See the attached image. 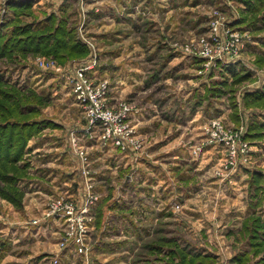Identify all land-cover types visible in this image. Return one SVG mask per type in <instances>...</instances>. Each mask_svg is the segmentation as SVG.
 Wrapping results in <instances>:
<instances>
[{
  "label": "rangeland",
  "instance_id": "obj_1",
  "mask_svg": "<svg viewBox=\"0 0 264 264\" xmlns=\"http://www.w3.org/2000/svg\"><path fill=\"white\" fill-rule=\"evenodd\" d=\"M73 1L70 6L57 11L44 10L32 4L30 9L15 12L8 7V0H0V24L13 19L15 23L38 20L48 13L56 14L58 20L62 14L67 18V27L73 30L74 38L88 50L84 56L63 61L52 54L43 53H19L12 58L0 59V74L10 84L21 91L33 90L48 97L46 104L38 105L40 113L36 117L49 121L27 143L22 161L28 163V167L19 172L21 178L17 183L22 194L21 202L13 204L0 196V264H55V258L58 259L56 264H98L97 258L102 259L103 252L104 257L113 262L114 259L126 258L140 264H171L170 261L179 264L182 263L180 257L183 254H188V257L200 253L210 259L204 264H234L232 262L239 255L238 252L246 247L245 241L249 242L253 227L251 217L258 216L264 223V190H258L254 197L259 203L256 208L258 214L244 218L240 208L250 202V195L255 192L254 187L248 185L250 177L252 181V174L243 176L241 173L251 169L264 173V133L258 138L246 137L253 120L264 123V101L262 105H247L244 99L246 92L264 89V67L256 63L257 56L264 52V28H256L250 22L241 20L245 5L237 0H124L127 4L119 10H112L111 6L113 2L122 3L123 0ZM219 16L242 36V47L235 57L238 61L235 66L238 70L245 68L251 73V78L232 86L233 91L229 90L231 85L226 84L227 89L223 87L220 93L214 94L211 89L201 93L203 79L207 80L204 84L208 85L211 80L221 81L223 77H228L224 63L219 60L208 65L207 59L199 55L203 45L211 43L210 24ZM116 17L126 23L116 21ZM247 17L250 21L249 14ZM12 26V21L8 28L1 26V32L8 35ZM132 50L136 54L144 52L151 59L147 64V75L158 70L160 63L165 61L163 57L172 52L178 57L177 67H181L177 70L178 74L181 77L189 76L192 81L186 100L181 93L184 91L183 86L175 84L173 90L158 91H162V95L167 94L172 100L173 103L167 100L169 108L180 114V121L191 114L204 116L199 131L197 129L190 137L179 142L189 149L184 153V159L193 162L196 167L192 178L196 184V195L192 199L185 200V195L177 196L172 185L165 199L157 201L154 190L151 196L150 190L154 188L152 184L161 157L156 155L154 146L146 142L140 129L130 119L134 106L142 103V95L135 100L121 97L117 102L113 89L115 82L108 70L111 51H117L116 54L120 55L118 59L122 60ZM92 51L96 52L97 64L89 71V75L95 82H105L106 107L118 110L123 103L131 107L127 121L135 129L134 136L141 143L138 151L132 147L122 151L114 144L104 142L98 128L93 131L91 138L84 131L87 126L85 111L76 100L68 77L73 67L87 60ZM181 77L177 80H183ZM234 104L238 109L237 115L234 114ZM214 118L221 119L227 132L242 131L243 140L251 147L247 163L241 164L238 157L235 168H225L227 147L223 143H209L197 155L191 152L192 143L203 135L205 121ZM180 124L174 122V127L178 128ZM72 136L89 155L88 167L96 173L94 187L101 186L108 196L116 192L115 204L103 198L95 205L96 210L102 208L105 211L107 205L115 206L112 205L108 215L104 214L99 226L95 224L91 228L86 253H77L72 246L65 250L55 249L65 233L63 229L61 233L43 232L46 224L44 219L49 218L40 215L46 211L53 197L69 196L80 204L81 200L76 199V195L83 191L85 194V175L81 171V161L73 147ZM149 140H155L154 134L149 136ZM116 162L122 165L114 173L112 170ZM146 163L152 170V174H146L152 181L151 185L138 180L142 166ZM179 166L180 186H185L186 172ZM120 168L125 170L120 171ZM128 168V176L133 184L125 190L122 181ZM260 186L264 188V179ZM140 194L148 197L147 202H144L150 212L147 219L138 212ZM33 219H39L38 224H32ZM30 224H40V229L28 227L27 233L14 234L19 225ZM107 228H113L114 231L106 234ZM128 230L134 232L128 234ZM238 230L241 235L245 232L242 236L246 240L238 234ZM262 232L261 237L264 239V227L260 228ZM251 248L248 247L250 251L246 253L249 255L243 264H254L253 261L264 256L263 248L258 253Z\"/></svg>",
  "mask_w": 264,
  "mask_h": 264
},
{
  "label": "crops",
  "instance_id": "obj_2",
  "mask_svg": "<svg viewBox=\"0 0 264 264\" xmlns=\"http://www.w3.org/2000/svg\"><path fill=\"white\" fill-rule=\"evenodd\" d=\"M124 1V0H123ZM73 0H35L33 2V6H39L42 7L44 10H51V11H57L60 9H64L67 6H70L73 4ZM127 3L120 2L116 3L113 2L111 9L112 10H119L122 9L124 5ZM142 19V17H139V19ZM120 19V21H119ZM116 21L120 22L123 21L126 23L123 19L116 17ZM127 22H130V20H127ZM135 51L132 50L128 52V55L124 56V59L119 60L118 58L120 55L116 54L117 51H111L109 54L111 57V61L109 62L108 70L110 77L114 80V85L113 89L115 90V99L119 100L121 97H126V99L129 100H135L139 96L142 95V103L134 106L135 109L133 110V113H130V119L134 123V125L140 129V134L142 137L145 138L146 142L152 146H154L153 151H155L156 155H159L160 162L157 165L156 168V175H155V181L152 184V181L146 176L152 174V170L147 167V163L142 166V171L139 173L140 176V182L143 184H148L154 186V188L151 191V196H153V190L156 193V198L157 201H161L166 198L168 188L170 185L172 187H175V193L177 196H183L185 195V200L186 199H192V197H195L196 195V184L194 181H192V178L194 177V172H196V167H194L193 162L186 161L184 158V153L189 149L187 147L180 145L179 142L183 141V138L185 137H190L191 134H194L196 130L201 126V122L203 121V117L201 114H191L184 118V120H179L178 118L180 117V114L177 112H173L171 108H169V102H172L171 99H169L168 95H162V91L158 93L160 89H171L173 90L174 85L176 84L178 87L183 86L184 91L183 93V98L186 100L188 98L190 92L188 93V88L189 86L191 87L192 81H190L189 76L181 77V75L178 74V69L181 67H177V60L178 57L171 54H166L163 58L165 61H162L159 65V69L154 71L152 74L147 75L146 71H148V63L151 62L147 56L144 54V52H140L138 54L134 53ZM157 55V54H156ZM182 62V61H180ZM154 63V62H153ZM156 63V62H155ZM189 64V63H187ZM193 67L191 63L189 64V67ZM200 67V66H199ZM198 67V68H199ZM99 70L101 67H99ZM152 69V68H151ZM185 69V68H182ZM195 69V68H193ZM153 70V69H152ZM226 72V70H225ZM229 73H226V76L229 77ZM179 77L183 78V80H177ZM205 77V76H204ZM226 78V77H225ZM224 77L221 79L223 80ZM207 80L203 79L202 81V86H200V92L202 93L203 91L205 92L206 89H213L217 86L220 85V80H211L208 85L204 84ZM218 81V82H217ZM194 90V87H192ZM190 88V89H192ZM193 92V91H192ZM155 93L157 94V97H155ZM174 98V97H172ZM169 102H168V101ZM110 101V100H109ZM114 105H116L114 102H110ZM173 103V102H172ZM175 111V109H174ZM178 114V116H177ZM201 118V119H200ZM46 121L49 123V121L46 119ZM174 122H179L181 123L180 127H174ZM54 125V124H53ZM155 136V140H149V136ZM154 145H153V144ZM192 159V158H191ZM157 160L159 158L157 157ZM156 160V161H157ZM119 159L117 160V162ZM115 163L113 165L114 169L112 172L117 171V167H119L120 163ZM128 163V160L125 161V164ZM163 165V166H162ZM183 168V171L185 173V180H186V185L185 186H180V166ZM128 167V166H127ZM73 166L70 167L72 170ZM162 171L160 172V170ZM93 170V169H92ZM125 170V168H120V171ZM253 169H251L249 172L248 171H243L241 174L244 176L245 174L248 173V175L252 174ZM257 172L261 173V181L264 179V173L258 170H255ZM129 173V168L126 170V174L124 175V180L122 181L124 186L126 187L125 190L133 184L132 179L129 178L128 176ZM176 174V175H175ZM184 175V174H183ZM182 175V176H183ZM95 176L96 173L93 171V179L95 181ZM101 176V175H99ZM168 177V178H167ZM187 177V178H186ZM129 178V179H128ZM252 185L255 189V192L253 195H250V202L245 203L244 207H240L243 211L241 212L242 216L244 218L258 214L257 212V207L259 203L256 202L254 199L255 195L259 191H263L264 188H260V184H255L253 180L251 181L248 179V185ZM147 185V186H148ZM204 185L205 182H204ZM94 190L96 192L99 191V196L100 200H103V198H108V201L111 200L112 203L115 204L116 200V192H113L111 195L108 196V194L105 192L104 189L101 186L94 187ZM259 190V191H258ZM252 193V192H251ZM84 191L80 192V195H76V199L78 198L83 201L84 197ZM147 194V193H146ZM108 196V197H106ZM139 203H140V211H138L144 219H147L148 214L150 213L147 210L146 205L144 202H147L148 197L146 195L140 194L139 195ZM114 204L113 207L115 206ZM112 205L107 206V211H105L106 215L110 213V209L112 208ZM20 212V211H19ZM247 212V213H246ZM41 213L40 215H42ZM97 214V213H96ZM96 214H95V219H96ZM108 218V217H106ZM95 219L93 224V228L96 226L95 225ZM43 220V219H42ZM46 221L44 224V230L43 232L49 231V232H59L61 233V230L63 229V224L61 219L58 218H49V219H44ZM42 222V221H41ZM105 223V222H104ZM29 224V223H27ZM40 225V224H39ZM39 225H19L15 231L14 234H17V232L23 234L27 233L28 227L31 228H37L38 230L40 229L38 226ZM35 229H32L31 231H35ZM110 229V228H109ZM111 230V231H110ZM110 230L105 231L107 234L108 232H113L114 229L111 228ZM241 230V229H240ZM128 234H131L134 231H126ZM240 231L238 230V234L241 237L245 232L242 233V235L239 233ZM60 237V236H59ZM13 239V237H12ZM243 239L246 240L244 237ZM247 241V240H246ZM245 241V248L244 250L238 252L239 255L247 257L246 251H250V243ZM249 244V245H248ZM249 247V249H248ZM69 248V247H68ZM55 249L60 250L57 244V247ZM65 250V249H64ZM252 250V249H251ZM104 253H101L102 259L97 258V263L98 264H133V260L122 258L121 260L119 259H114L111 261L107 257H104ZM237 254V253H236ZM257 260L253 261L254 264L256 263ZM150 264H153L151 262H148ZM229 263H231L229 261ZM234 264H238V261L234 259L232 262ZM80 264V263H79ZM81 264H84L81 263Z\"/></svg>",
  "mask_w": 264,
  "mask_h": 264
},
{
  "label": "trees",
  "instance_id": "obj_3",
  "mask_svg": "<svg viewBox=\"0 0 264 264\" xmlns=\"http://www.w3.org/2000/svg\"><path fill=\"white\" fill-rule=\"evenodd\" d=\"M237 1L245 5V9L242 10L241 20L250 22L256 28H264V0ZM32 3L33 0H23L22 2L8 0L7 2L8 7L13 8L15 12L24 10V8L30 9ZM248 14L250 15V21L247 17ZM56 16V14L48 13L41 19L19 23H15L14 19L11 20L13 26L8 35L2 33L0 29V59L5 57L12 58L19 53L20 55L27 53L52 54L62 61L84 56L88 50L74 38L73 30L67 27V18L61 14L57 20ZM11 21H4L0 24V28L1 26L8 28ZM256 63L264 67V52L257 56ZM235 65L237 64L224 65L226 73L230 75L219 81L221 86L211 89V92L214 91V94L220 93L223 87L227 89L225 87L226 84L231 85L229 90L233 91L232 86H236V84H240L245 79L251 78L249 71L243 67L238 70ZM229 78L230 80H228ZM244 99L247 105H262L264 89L246 92ZM47 101L48 97L46 95H39L33 90L21 91L0 74V196L13 204H18L22 200V194L17 183L21 178L19 172L28 167V163L22 161L27 149V143L32 135L39 133L48 124L45 119L39 120L36 117L40 113V109L37 108L38 105H44ZM233 108L236 110L234 114L237 115L238 109L235 104ZM263 131L264 123L253 120L249 124V132L246 137H262ZM261 176L260 172L253 171V182L260 184ZM16 194L18 196L15 197ZM16 198H18V201ZM96 213L95 224L99 226L103 220L105 210L97 208ZM251 218H253V227L249 242L251 249L258 253L262 248L264 249V239L261 237L263 232L260 233V228L264 227V223L260 221L258 216ZM187 255L185 253L180 257L182 263L179 264H204L210 260L208 256L200 253H193L188 257ZM235 259L238 264H243L246 257L238 255ZM132 263L140 264L136 260ZM170 263L178 264L174 261H170ZM255 264H264V256L258 259Z\"/></svg>",
  "mask_w": 264,
  "mask_h": 264
},
{
  "label": "built area",
  "instance_id": "obj_4",
  "mask_svg": "<svg viewBox=\"0 0 264 264\" xmlns=\"http://www.w3.org/2000/svg\"><path fill=\"white\" fill-rule=\"evenodd\" d=\"M210 38H212L211 43L204 44L199 52L201 57L207 59L208 65L219 60L225 65L238 64L235 57L242 47V36L237 33L236 28L231 27L223 17H216L210 24ZM96 64V52L92 51L87 60L73 67V72L68 77L76 100L85 111L87 126L84 131L91 138L93 131L98 128L104 142H110L122 151H127L131 147L138 151L141 143L134 136L135 129L127 121L131 107L124 103L118 110L105 106V82H95L89 75V71L94 69ZM202 128V137L192 143L193 154L197 155L198 151H203L209 143H223L227 147L225 168H235L238 162L241 164L248 162L251 147L243 140L242 131L227 132L219 118L206 120ZM72 142L81 161V171L85 175V197L80 204L69 196L53 197L48 202L43 215L45 218L55 217L62 221L65 235L58 241L60 250L72 246L77 253H86L89 233L96 214L95 205L100 196L94 190L93 172L91 167H88L87 151L78 144L75 136H72ZM238 157L240 161L237 162ZM175 205L178 206L177 203ZM38 222L39 219L32 220V224ZM53 262L56 264L58 259L55 258Z\"/></svg>",
  "mask_w": 264,
  "mask_h": 264
}]
</instances>
